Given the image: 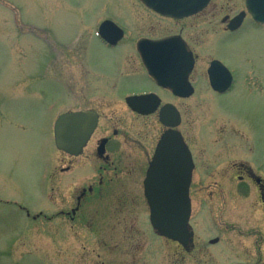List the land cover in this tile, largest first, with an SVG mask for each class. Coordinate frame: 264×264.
<instances>
[{"label": "flooded vegetation", "instance_id": "af4514ba", "mask_svg": "<svg viewBox=\"0 0 264 264\" xmlns=\"http://www.w3.org/2000/svg\"><path fill=\"white\" fill-rule=\"evenodd\" d=\"M132 1L140 6L150 20L142 27V35L132 38V33H128L126 29L125 19L121 24L112 17L115 12L101 9L100 12L106 14L95 17L90 26L91 34L85 30L88 27L82 29L78 24L79 29L70 41L64 44L54 39L50 41L56 48L68 42L72 46L80 43L84 45L85 53L87 43L93 38L103 47L115 49L124 45V49L116 76L106 79L95 73L96 83L92 84V88L97 92L91 91L87 98L92 103L96 101L95 106L80 108L83 102L81 95H78L73 85L69 88L70 84L61 79L67 86L66 98L72 102L58 115L65 112H89L94 119V129L78 155L59 151L65 160L64 167L56 168L54 165L49 168L45 176V186H49L50 192L53 191L57 171L66 173V183L71 191L66 210H57L49 218L65 216L72 226L76 224L89 227L106 210L113 211L114 214L117 212V216L112 217V223H107L109 232L99 233L100 236L95 232L91 233L96 236L100 246V254H96L100 257V264H138L141 261L149 262V259L168 264L172 257L176 260H170L169 264H187L189 261V264H264V159L254 160L250 155L248 120L243 111L245 103L238 114L220 105L219 101L220 98H229L236 92L239 81L242 87H250L254 82L260 93H263L264 84L246 54L243 55L240 65L235 66L228 63L227 58L218 52L220 44L242 37L249 25L259 29H264V25L252 20L245 9V0H238L242 2L241 8L229 9L214 8V0H209L201 10L183 17L164 16L150 10L140 0ZM125 8L127 9L126 6ZM129 15L130 11L125 17L128 18ZM128 39L133 40L128 42ZM203 43L201 54L198 48ZM128 50L131 56L125 58ZM129 61L134 67H124ZM250 69L253 72L249 73ZM211 78L218 82L219 89L212 86ZM125 79L135 80L137 89L120 88V82ZM102 91L107 99L121 97V111L123 115L129 116L128 121L121 114H103L99 105ZM142 95H149L147 103L138 106L139 110H147L148 113L145 114L134 110L128 103L130 97ZM202 97L206 98L211 107V117L221 120L220 123H212L207 136L202 135L203 130L200 127H195V114L186 121V114L200 107ZM163 108L167 109V114L161 120L160 111ZM235 118L241 122L240 127ZM169 130L177 133L183 153L186 149L191 161L188 197L191 209L189 224L193 233L192 240L186 247L153 230L150 204L145 194L146 175L149 167H152L158 141ZM168 149L167 147V151ZM170 149L175 155L178 146L173 145ZM169 164L173 166L175 162L164 159L161 163L154 164V169L157 172L163 171L160 167L168 170ZM210 176L231 177L234 184L222 182L223 185L211 188V185L204 184L203 179ZM156 183L155 180V186ZM222 189L230 199L235 194L246 199L251 189L254 190L256 200L253 203L257 204H253L257 208L256 216H253L254 223L251 222L250 214H247L242 227H238L233 222L234 217L230 211L227 216L217 218L216 222L211 223L205 234L198 233L193 220L200 205L202 207L204 204L202 198L205 203L206 199H222ZM203 192H207L208 196H202ZM243 203L248 204V200H243ZM136 208H145L146 217L143 220L148 233L139 231V218L133 213ZM243 208H247L249 212L248 206L244 205ZM22 210L30 216L28 209ZM40 215L41 211H38L31 217L36 219ZM121 223L124 227L123 233L116 232ZM72 226H69L70 231ZM200 235L203 237L200 238ZM234 235L242 237L239 257L234 252ZM145 236L150 240H143ZM146 246L151 247L148 260L138 261L137 248L143 247L142 251H145ZM210 246L218 248L210 250ZM208 249L209 253L206 252ZM202 252L207 255L199 256ZM115 254L126 259L120 263L118 260L106 258Z\"/></svg>", "mask_w": 264, "mask_h": 264}, {"label": "rangeland", "instance_id": "374dc122", "mask_svg": "<svg viewBox=\"0 0 264 264\" xmlns=\"http://www.w3.org/2000/svg\"><path fill=\"white\" fill-rule=\"evenodd\" d=\"M127 1L0 0V264H100V257L96 256L100 254V246L96 236L91 233L99 235L109 232L107 223H112V217L117 216V212L114 214L110 210L103 211L104 214L100 218L96 217L93 225L89 227L76 224L72 226L65 216L51 219L50 215L57 210H66L71 191L66 183V173L56 172L51 192L49 186H45V176L50 167L56 165V168H60L65 165L63 156L54 145L52 124L58 113L72 102L66 98L65 82L70 84L69 88L73 85L78 95H81L83 102L80 108L97 105L96 101L92 103L87 100L91 91L97 92L92 88V84L96 83L94 78L96 74H101L106 79L116 76L124 45L110 49L93 38L87 43L85 53L84 45L80 43L72 46L68 42L56 48L50 41L54 39L62 44L70 41L79 25L82 29L88 27L85 30L91 34L90 26L95 17L106 14L100 12L101 9L115 12L112 17L121 24L125 19L126 29L128 33H132V38L142 35V27L150 20L134 1ZM213 5L218 9L241 8L242 2L214 0ZM129 11L128 19L125 15ZM131 40L133 39L127 41ZM203 45L204 43L198 48L201 54ZM218 52L227 58L228 63L235 66L240 65L243 55L246 54L264 84V29L249 25L242 37L220 44ZM129 56L131 55L128 50L125 58ZM124 67H134V64L129 61ZM251 72L253 71L250 69L249 73ZM250 79L248 81L251 83ZM252 84L250 87H242L239 81L238 90L229 98L225 96L219 101L220 105L238 114L245 103L243 111L247 115V135L251 142L249 151L254 160H259L264 159V90L260 93L257 85L254 82ZM119 85L120 88L129 89L138 87L135 80L126 79ZM102 92L99 105L103 114H121L128 121L129 116L123 115L121 111V97L107 99L104 92V97L101 96ZM194 114L197 119L194 125L203 130L202 135H208L213 122L221 121L211 117V107L205 97L201 98V105L197 110L186 114V121L192 119ZM234 120L240 127L241 122L237 118ZM155 133L153 130L154 135ZM203 179L204 184L211 185V188L222 182L234 184L231 177L210 176ZM251 190L246 199L238 194L230 199L223 189L222 199H206L205 203L202 198L204 204L202 207L200 205L193 220L194 228L198 229V233L205 234L211 223L216 222L217 218L227 216L230 211L234 217L233 222L238 227H242L247 214H250L251 222L254 223L257 204L253 203L256 198L254 190ZM202 194L208 196L207 192ZM243 200H248V204L243 203ZM244 205L248 206L249 212L247 208H243ZM22 208L28 209L30 216ZM38 211H41V215L33 219L31 216ZM133 213L139 218V231L148 233L143 220L146 217L145 208H136ZM69 226H72L71 231ZM123 231L121 223L116 232ZM145 239L149 238L145 236L143 240ZM240 240L242 237L232 236V242L236 245L234 252L238 257ZM142 248H137V259L147 261L151 247L146 246L145 251ZM217 248L218 246H210V250ZM210 250L206 252L209 253ZM171 252L176 256L174 251ZM194 255L197 256V253ZM205 255L207 254L202 252L199 256ZM106 258L118 260L120 263L126 259L117 254ZM170 260L176 259L172 257L169 262ZM148 261L150 263L141 261L138 264L164 263L152 259Z\"/></svg>", "mask_w": 264, "mask_h": 264}, {"label": "water", "instance_id": "95a60500", "mask_svg": "<svg viewBox=\"0 0 264 264\" xmlns=\"http://www.w3.org/2000/svg\"><path fill=\"white\" fill-rule=\"evenodd\" d=\"M153 11L168 17H183L201 10L209 0H140ZM245 7L252 19L264 24V0H245ZM217 81L211 78L212 86L217 89ZM149 97H131L129 106H138L147 102ZM147 113V110H144ZM167 109L160 111V118L167 114ZM171 126L175 124H170ZM94 129V119L89 112L63 113L56 119L53 128L54 144L60 151L78 155ZM177 133L167 131L162 134L149 167L145 180V194L150 204V220L154 230L160 235L179 242L183 246L192 240V231L188 225L190 201L188 188L191 174V161ZM176 145V154L171 146ZM167 147L169 148L167 151ZM168 153V154H167ZM164 159L174 161L175 165L157 172L154 164ZM176 170V171H174ZM155 180L157 181L155 186Z\"/></svg>", "mask_w": 264, "mask_h": 264}]
</instances>
